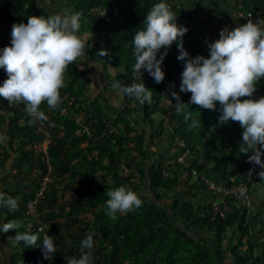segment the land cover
Masks as SVG:
<instances>
[{"label":"trees","instance_id":"1","mask_svg":"<svg viewBox=\"0 0 264 264\" xmlns=\"http://www.w3.org/2000/svg\"><path fill=\"white\" fill-rule=\"evenodd\" d=\"M60 1L73 14H79L80 33L86 35V54L90 58H81L69 66L57 109L41 106L47 117L43 126L39 120L29 123L32 118L24 104L10 108L0 98V135L6 137L0 142V172L12 163V171L0 175V192L18 200L15 212L0 206V224L17 220L21 233L29 231L30 226V232L39 237L37 245L28 248L23 242L9 239L15 237V230L0 233V264H66L68 259L80 257L81 241L89 233L94 239L92 264H225L227 256L231 257L229 264H262L264 240L258 242L251 236L250 211L243 200L226 198L231 211L222 218L199 199L203 187L199 177L221 179L228 187L244 184L251 192L256 187L264 189V178L259 176L264 168L249 163L248 156L239 151L243 131L239 124H219V105L215 112L186 105L185 113L177 114L170 96V111L160 107L165 89L179 93L185 104L190 101L191 93L179 92L185 62L177 59L176 43L158 54L159 59L164 51L168 52L162 65V83H155L146 70H142V80L131 78L135 63L131 42L147 12L159 1ZM239 1L254 22L264 19V0ZM39 3L40 0H0V48L10 46L13 24L27 23L32 15H55ZM171 9L178 16V25L189 29L183 42L192 58H208V43L219 39L222 29H234L232 18L215 24L213 15L217 13L213 10L204 23L198 20V9L188 12L177 5ZM101 50L108 52L97 59L105 76L109 65L119 88L133 82L145 83L152 90L150 105H141L123 93L118 96L119 101L124 99L120 103L118 98L107 100L106 95L104 103L116 111L111 117L103 102L86 95L84 82L90 83L87 67L95 62L91 55ZM5 79L7 74L1 69L0 86ZM105 81L111 82L109 78ZM108 87L110 95L117 92L112 85ZM261 96L264 79L253 98ZM134 114L141 116L136 124L131 119ZM185 114L190 118L186 119ZM85 127L91 136L83 133ZM110 129L115 131L108 132ZM46 133L50 143L44 151ZM177 138L185 141L193 163L180 164L177 153L166 154L165 144H174ZM122 164L131 171L128 177L120 175ZM48 175L51 182L38 204V215H30L28 205L35 201ZM119 186L133 191V186L144 187L147 196L138 195L143 201L140 208L117 214L112 220L105 211L106 192ZM61 188L71 191L63 202ZM45 235L54 238L57 250L52 259L44 258L41 246ZM257 247L263 249L261 256L254 253Z\"/></svg>","mask_w":264,"mask_h":264},{"label":"clouds","instance_id":"2","mask_svg":"<svg viewBox=\"0 0 264 264\" xmlns=\"http://www.w3.org/2000/svg\"><path fill=\"white\" fill-rule=\"evenodd\" d=\"M177 20L178 16L165 2L154 4L147 12L142 28L136 31L131 42L135 57L131 69L132 80H142V70H146L155 83H162L165 79L162 65L168 52L164 51L159 59L158 54L161 49H170L176 43L179 51L177 59L185 62L179 92L191 93L188 104L181 101L179 93H171L176 113L184 114L186 105L215 112L219 105V124L238 123L243 130L240 153L248 156L249 163L264 168V96L253 98L257 85L264 79V19L255 22L249 19L234 29H222L219 39L208 43V58L190 56L183 42L189 29L178 25ZM85 55L86 41L80 35L78 13H57L48 17L32 15L27 18V23L13 24L10 46L0 48V69L7 74V79L0 86V98L9 105L24 104L25 111L32 118L29 123L39 120L43 126L42 121L47 117L41 106L46 104L50 110L59 107L62 102L61 89L66 86L67 70ZM97 55L107 56L108 52L101 50ZM120 91L141 105L152 102V90L145 83L133 82L121 87ZM185 118L189 119L190 114H185ZM5 140L6 137L0 135V142ZM44 144L47 147L43 150L47 151L49 144ZM172 147L176 148L175 153L179 156V149L174 144ZM249 150L252 154H249ZM259 176L264 178V171ZM46 177L50 183V175ZM106 195L105 211L112 220L117 218V214L140 208L143 203L138 194L126 186L108 190ZM213 202L216 200L209 204ZM243 204L251 211L255 202L252 199L251 205ZM0 206L15 212L18 200L0 192ZM20 227L19 221L10 220L0 224V233L15 230V237L9 239L16 243L23 242L28 248L35 247L39 237L30 232V226L29 231L23 233L19 231ZM41 247L44 258L52 259L57 250L54 238L45 235ZM93 247V235L89 233L81 241L80 257L70 258L66 264H92Z\"/></svg>","mask_w":264,"mask_h":264},{"label":"built area","instance_id":"3","mask_svg":"<svg viewBox=\"0 0 264 264\" xmlns=\"http://www.w3.org/2000/svg\"><path fill=\"white\" fill-rule=\"evenodd\" d=\"M158 1L167 3L170 6V8L174 6V3L171 0H158ZM226 1L230 3L232 6H233V3L235 2V0H226ZM237 3H238V8L235 9L234 12L232 13V19L234 21V24H232V26L234 28L238 24H245L247 23V20L253 19L252 14L246 13L242 9L241 3L236 2V4ZM213 16H214L213 19H214L215 24L219 23L220 20L226 19L220 14H217V16L216 15H213ZM209 18H211L210 13L201 12L198 14V20L200 22L206 23L207 21H209ZM171 93L172 92L170 90H164L163 96H161L162 99L160 101V107L167 111H170L173 105L172 99L170 98ZM113 131L115 130L111 129L108 132H113ZM83 133L88 136H91V131L87 127L83 130ZM46 138H47L46 143L49 144L50 143L49 133H46ZM174 146H176L180 151V155L178 156V159H177L178 163L180 164L193 163L194 159L190 157V152L185 150L186 144L184 140L177 138L175 140ZM199 164L203 165V162H200ZM130 174H131V171H129V169L126 167V164H122L121 169H120V175L124 177H128ZM165 176H167V173H165ZM199 178L201 180H204L208 188L210 189V191L213 193V195L220 199L219 203L213 202L211 204L213 213L215 215H219L220 217L225 218L227 216V213L231 211V208L227 204V200H226V198L228 197L230 199L243 200V202L246 203L247 205L252 204L253 196L250 193V190L247 185L239 184V185H233V186L228 187L226 182L222 181L221 179L211 180V179H207L204 177H199ZM49 181L50 179L48 177H45V179L42 182V187L35 201H32L28 205V211H27L28 214L36 215V216L38 215V204L45 197L46 187ZM254 253L256 256H261L263 254V249H260V247H257L255 248Z\"/></svg>","mask_w":264,"mask_h":264},{"label":"rangeland","instance_id":"4","mask_svg":"<svg viewBox=\"0 0 264 264\" xmlns=\"http://www.w3.org/2000/svg\"><path fill=\"white\" fill-rule=\"evenodd\" d=\"M172 1H174V0H172ZM236 2H240V1L239 0H235V2L233 3V6H232L233 9L236 7L235 6ZM39 4L40 5H44L48 9H51L53 11L52 14H57V13L69 14V15L73 14L71 12V10L69 9V6L64 4V3H62V1H60V0H40ZM216 4H218V5H216ZM225 4H227L226 0H197V1H194V2H188V1L185 2L183 0H177L175 2V5H177L179 7L184 8V6H185L184 9H186L188 12H191V11H194L195 9H198L199 13H201V12L210 13V11H212V9H214L213 11H215L216 13H219V14L222 13L221 15H223V17H225L227 19L228 18H232V14H230L229 10L227 12L223 11V7L222 6H224ZM210 8H212V9H210ZM81 34L82 33H80V35ZM85 36L86 35H84V34L82 35L84 40L86 39ZM93 40H94V42H98V39H96V40L93 39ZM91 56H92L91 58L95 59L96 64L100 65V67H101L100 69H102L103 67H102L101 63L97 60L98 59V55H97L96 51ZM95 62H93L91 65H93ZM91 65H89L87 68L91 67ZM92 67H95V66L93 65ZM108 71H109V74L107 76H105L104 74H101V73L98 74V76L96 75L97 78H98L97 81H96L97 86L103 87L105 85V83H103L104 81L102 83L98 81V80H100V77L104 78L105 80H106V78H109V79H112L111 82H115L114 71L111 70V67L109 65H108ZM84 84H85V82H84ZM84 88H85V93H86L87 96H90L92 98L96 97L94 99L100 98L98 96H100V94H101L100 92L101 91L100 92H96L93 89L91 90V89L87 88L86 85L84 86ZM103 89L104 88H102V90ZM117 90H119V89H117ZM123 100L124 99L121 98L120 102H123ZM100 102H103V106H104V108H105V110H106V112H107V114L109 116H111V117L115 116V114H116L115 107H113L111 105L107 106L104 103L105 100H103V98L100 100ZM131 119H132V122L136 124L139 120L141 121V116L139 114H134V115H132ZM167 149H168L169 152H173V150H174V152H176V148L174 147V149H173L172 144L170 142L167 144ZM38 151H41V147L38 148ZM177 151H179V150H177ZM204 186H206L205 183H203V187L200 185V187H202L201 190H200V195H199L200 198H201V202L200 203L209 204V203H211V201L213 199V195H212V192L210 191V189L206 186V188L208 190L207 189L205 190ZM133 189L135 190V192L138 195L141 194L143 197L147 196V189L146 188L133 186ZM61 194L62 195H60V201L63 202L64 200H66L69 197V195H71V191H69L68 189H62ZM216 202L219 203L218 200H216ZM263 205H264V203L262 202L261 205H256V206L260 207V206H263ZM206 206H208V205H206ZM227 255H230V253H228ZM1 258H2V256H1ZM230 262H231V257L227 256V258H226L224 263L225 264H229Z\"/></svg>","mask_w":264,"mask_h":264},{"label":"crops","instance_id":"5","mask_svg":"<svg viewBox=\"0 0 264 264\" xmlns=\"http://www.w3.org/2000/svg\"><path fill=\"white\" fill-rule=\"evenodd\" d=\"M176 1L177 0H174L172 2L175 3ZM183 1H185V2L186 1H188V2H194V1H197V0H183ZM216 5H218V4H216ZM235 6L236 7L233 9L232 5L227 2V4H225L222 7H223V11L224 12H227L229 10L230 11V14H232L234 12V10L238 8L237 7L238 6V3L237 4L235 3ZM184 8H185V6H184ZM210 9H212V8H210ZM212 10H214V9H212ZM220 14H222V13H220ZM83 58L89 60L90 56L86 54ZM93 65L95 67H92ZM93 65H91V67L88 68L89 70L87 69L88 70L87 71L88 72L87 75H88V78L90 79V83H86L85 82L84 86L86 85L87 88H89L91 90L93 89L96 92H100L102 90V88H104L102 90L100 96H98V97H100L98 99L101 100L103 98V100H105V96L108 95L106 97L107 100H110L112 102L113 101H116L117 98H118V96H121V93H122L120 90H117V89H120V88L117 85H115L114 82H110V83H107L106 84L105 79L102 78V77H100V80H98V81L101 82V83L104 81L103 83H105V85L103 87L97 86L96 81L98 79L97 78L98 74L101 73V74H104L105 75V72H104V68L100 69L101 68L100 65L96 64V62ZM110 81H112V79H110ZM110 85H112V88L114 87V89L117 91L114 94L115 97H114V95H110L108 93V88H109L108 86H110ZM105 91H107V92H105ZM94 98H96V97H94ZM118 101H119V98H118ZM119 103H120V101H119ZM119 103L117 102V105H119ZM8 106L10 108H14L15 107L13 105H8ZM46 147H47L46 144H43L42 145V148L43 149H46ZM163 149L165 150V152L167 151L168 154L171 153V152L168 151L166 144H165V146H164ZM167 152H166V154H167ZM168 156H170V155H168ZM11 168H12V163H9L7 165V168L4 171H1L0 172V175H4V176L5 175H8L10 173V171H12ZM252 193H253V197H254L253 199H254L255 204H254L253 208L251 209L250 214H249V217H248V220L250 222V233H251V236H253L255 240H257L258 242H262L264 240V205L263 206H260V207L259 206H256V205H261L262 202L264 203V189L257 188L256 187V188L253 189ZM199 199L201 200V198H199ZM262 264H264V262Z\"/></svg>","mask_w":264,"mask_h":264}]
</instances>
